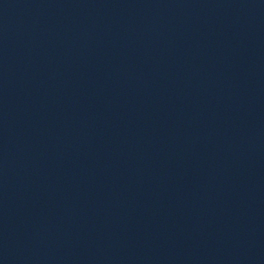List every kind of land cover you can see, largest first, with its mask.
<instances>
[{"label":"water","instance_id":"water-1","mask_svg":"<svg viewBox=\"0 0 264 264\" xmlns=\"http://www.w3.org/2000/svg\"><path fill=\"white\" fill-rule=\"evenodd\" d=\"M0 264H264V0H0Z\"/></svg>","mask_w":264,"mask_h":264}]
</instances>
